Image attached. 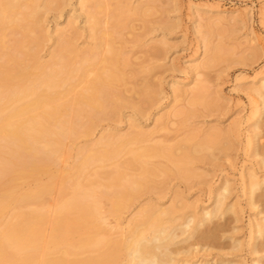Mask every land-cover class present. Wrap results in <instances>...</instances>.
I'll use <instances>...</instances> for the list:
<instances>
[{"label": "rangeland", "instance_id": "rangeland-1", "mask_svg": "<svg viewBox=\"0 0 264 264\" xmlns=\"http://www.w3.org/2000/svg\"><path fill=\"white\" fill-rule=\"evenodd\" d=\"M88 1L40 0L41 24L31 34L40 40L36 49L18 44L23 39L19 26L7 25L0 33L5 53L0 52L18 57L34 53V58L22 59L35 73L52 63L65 43H72L78 55L70 59V68L83 62L86 51L99 53L89 62L87 80L108 67L101 59L113 56L110 49L125 76V81H114L119 95L113 93L108 112L91 122L86 113L81 115L76 133L61 145L55 138V152L37 163V171L30 163L18 164L0 179V195L11 187L18 196L40 186L51 188L43 207L12 200L0 213V232L19 212L43 208L46 220L37 250L41 264L52 253L50 234L59 206L73 194L68 178L73 174L77 183H94L98 195L108 183L106 173L123 168L140 152L141 165L124 169L121 179L127 187H132L128 180L135 181L136 196L121 200L119 214L110 211L109 197L96 198L100 203L94 222L104 226L100 235L127 241L133 221L169 210L174 221L165 219L166 226L195 216L204 219L185 241L191 228L184 235L177 231L169 264H264V98L256 91L264 78V0H100V13ZM24 11L29 9L18 12ZM78 85L75 92L83 90L84 84ZM107 139L114 146L125 141L119 153L76 173L87 149L100 153ZM7 151L0 149V159L11 157ZM206 211H215L208 221ZM72 233L69 242L75 245L88 235L84 228Z\"/></svg>", "mask_w": 264, "mask_h": 264}, {"label": "bare ground", "instance_id": "bare-ground-1", "mask_svg": "<svg viewBox=\"0 0 264 264\" xmlns=\"http://www.w3.org/2000/svg\"><path fill=\"white\" fill-rule=\"evenodd\" d=\"M89 1L93 3L96 12H102L104 6H102V0ZM85 3L88 5L87 2ZM42 4L40 0H0V33L4 32L7 25L19 26L22 29L20 30L23 31V39L17 40L18 44L22 45V49L27 48L30 50L32 47L36 49L35 46L40 44V40L38 42V35L32 37L31 34H35L36 29L41 24V22L38 23L40 18L38 9L41 8ZM21 9H29V12H18ZM17 12L18 15H22V18L16 16ZM91 17H93L92 21L95 26H98L99 19L97 16L94 14ZM119 20L118 23H121ZM34 23L39 25H33ZM118 23L117 25H119ZM95 31L94 28L93 32ZM41 34L43 35V33ZM105 36L111 38L109 34H105ZM4 38L1 39L2 42L5 41ZM108 40L110 39L108 38ZM17 42L14 46L17 45ZM4 44L2 43L3 47ZM0 50L3 51L2 48ZM59 50V54L53 57L55 59H52V63L38 67L39 72L37 73L33 72L31 67L25 63V58L22 59L25 56L34 58V53L27 54L29 52L27 51L25 56L18 57L21 54L15 56V53L12 52V54H4L5 51H3L4 53L0 52L4 55L0 54V59L3 60V57H6V60L3 63L1 60L2 64L0 63V149H8L7 153L11 156L8 159H0V179L4 175L12 173L14 167L18 164L30 163L34 166L32 170L37 171V163L42 159H50L55 152L54 145L57 142L54 139L57 138L58 144L61 145L63 139H66L65 137L75 134L77 126L79 128L77 122H80L78 121L80 119L78 118L84 113L89 116L88 120L91 122V120H95L96 116H100L107 109H110L114 103L112 101L114 99L113 93L116 92L114 81L120 82L122 79L125 81V76L122 74L119 64L115 61L116 56L113 49H110V52L114 57L107 59V56L106 58L102 56L104 60L101 59V62L107 63L108 67L105 70H97L95 78L90 81L87 80L88 69L92 66L89 62L92 58H97L99 53L93 52L92 49L86 51L82 55L81 61L83 62L74 69L70 68V59L72 56L76 57L78 55V50L72 43H65ZM108 50L106 51L109 54ZM1 56L3 57L1 58ZM25 79L29 82H24ZM78 83L84 84L83 90L81 91L79 88V92H75L74 89ZM60 88L63 89L60 90ZM115 89L118 90L117 87ZM113 90L114 92H112ZM256 91L264 98V78ZM198 92L200 91L195 93L196 96L199 95ZM118 95L116 94V96ZM69 96H72L71 99ZM68 110L72 112L70 115L67 114ZM120 142L117 146H114L115 143L111 139L105 140L102 153L87 149L80 164L77 168L75 167L77 169L76 173L81 174L92 163L111 158L110 156L119 153V147L125 141L121 140ZM151 151H146V154ZM139 153H133V157L126 162L123 168L119 167L114 172L105 175L108 183L103 185L104 188L99 192L100 199L109 197L108 199L113 202L110 210L113 214H119L122 207L121 200L126 195L129 198L136 196V192L133 191L135 181L128 180L132 187H127L122 184L121 179L124 177V169L141 165L142 157ZM140 170L144 173L143 165ZM73 177L72 174L67 180L70 185L72 184V197L64 200L59 206L60 216L50 234L52 253L41 264H169L174 261L172 257L175 251L171 248V245L175 244L179 238L177 231L180 230L184 235L191 228L186 238L183 239L185 241L194 236L198 231V227L204 222L203 218L198 219L195 216L186 219L180 225L166 226L165 219H169L171 211L159 210L143 214L141 219L133 221L131 236L127 241L111 239L106 236L105 238L104 235H100L102 234L100 229L102 231L104 226L102 228V225L99 226L94 222L98 212L97 203L99 202L96 199L99 194L97 195L98 192L93 189L94 183L87 184L84 181L85 185H82L75 182ZM253 184L255 187L258 185L257 182ZM50 194V187L40 186L34 192L18 196L14 188L11 187L0 195V213L12 200H15L20 206L35 201L43 207L45 198ZM215 211L218 210L215 209ZM215 211H206L203 215L204 218H211ZM171 218L168 223L174 221ZM197 219L199 222L196 221ZM45 220L46 213L43 208L27 210V212H19L14 215L13 219L0 232V264H39L37 250L41 245L42 227ZM194 222L197 225L195 223V226L191 227V223ZM79 228L86 229L88 235L81 237L75 245L72 244L73 242H69V233L77 232ZM148 230L152 232L150 233ZM84 253H87V255L81 257L80 255ZM71 257H74V259H71ZM185 264L189 263L186 262Z\"/></svg>", "mask_w": 264, "mask_h": 264}]
</instances>
